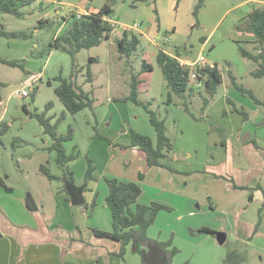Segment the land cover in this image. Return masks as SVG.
I'll return each instance as SVG.
<instances>
[{"label": "rangeland", "instance_id": "1", "mask_svg": "<svg viewBox=\"0 0 264 264\" xmlns=\"http://www.w3.org/2000/svg\"><path fill=\"white\" fill-rule=\"evenodd\" d=\"M41 2L42 1H39L30 7L21 9L24 13L23 18H17L0 11V30L6 32H26L32 35V38L28 40L9 39L0 36V59L6 62L0 63V101L4 100L5 102L8 95L21 88L24 85L26 77L42 75L44 83V91L41 100H38L41 87H38L39 90L35 98L36 100H34L35 102L31 98L20 99L16 96L13 97L12 105L9 107V118L11 121L10 123H13L15 126L9 123V130L6 133L0 132V248L2 251L7 248L8 244V241L1 238L5 236L2 229L5 225L4 218L19 225H36L34 212L29 211L25 205L27 193L31 191L38 193L40 190L51 188V186L52 188L54 187L55 190L58 188L59 191L62 189L67 191V187H65L62 179L64 172L58 167L56 161L54 163L51 162L49 165L47 163L44 165L49 168L53 176L57 177L58 171L55 170L57 167L62 170V175L50 181L48 177L41 173V165L39 164L40 162H38L39 156H41L40 151L44 148L41 142L43 137L47 136L49 139L50 137L44 133L42 126L36 118H32L33 120L29 122V117H26L25 111H22V108L27 106L30 108L31 114L45 113L47 105L53 101L50 98H46L45 95L49 92L51 96H56L54 91L59 83L55 79L59 76L69 79L73 68L71 56L66 53L58 52L53 57V62L48 68L45 67L48 57H46V55L43 57L39 56V54L45 51L52 42L53 36L58 29L56 27L51 30L36 31L37 29H35V27L39 25L37 18L42 16L38 9ZM120 2L124 3L123 1H119V3ZM44 3L46 2L44 1ZM168 3L169 1H165V8H167ZM242 3L246 4L242 5ZM134 4H136V2H134ZM134 4L124 3L125 7L119 10L118 8L116 9L117 6H115L114 15L117 17V23L121 25H131L135 23V15L138 16L141 11L133 10L132 6ZM196 4L197 1L195 2L194 0H188V3L182 4L180 11V15L182 16L179 23L180 28L175 36L171 34L169 45L172 50L180 51L183 59H187L188 56L193 60L203 53L208 60L214 61V65H217L223 74V83L219 86L217 94L204 111L203 98L208 97L204 84H202L200 89L194 87L196 91L194 92L193 98L191 101L188 100L191 115L185 111L183 102L176 96H173V104L167 106L168 91L165 86H163V90H158V85H150V81L163 78L162 71L152 52H150V57L147 61L153 66V69L155 68L153 72L141 73L143 57L140 51L137 53H139L142 59L138 57V54H135L136 57L134 55L129 62L135 74H138L140 80L143 81L139 87L140 99L152 102V109L157 112L159 118L166 121L168 136L173 144V151L169 153L167 157L174 156L176 152L179 155L185 151H190L193 155L199 156V161L194 159L196 162H199L195 164L194 169L199 167L205 169L208 145L202 139V137L205 139L206 136L205 133L202 132V128H204V126H209L214 132L215 129L219 131L221 128H226L228 125L232 129L239 130L243 123V116L234 109L230 100L235 103L238 109H243L249 114L253 124L258 123L257 127H262V129L259 130V136L264 137V77L256 78L252 75V72L258 69V65L242 57L237 42H245L242 44V47L252 53H255L254 46L247 43L249 39L241 37L235 29L238 22L246 16L249 8L252 6L256 7L260 4H253L252 0H211L207 1L199 10L197 18L193 15ZM228 10L230 11L229 13H227ZM187 13L190 15L189 19L188 15H186ZM191 20L194 24L190 27L191 24L189 23ZM117 28L121 30V27ZM214 30L216 36L212 43H210V46L214 44L215 48L210 50L208 47L201 50L203 40L208 38L210 33ZM117 32L120 33L119 31ZM165 37L166 35L162 36L163 43ZM113 42L115 44V40H113ZM35 44L38 45L37 48ZM91 54L97 57L99 61V63L91 65L92 75L95 80L93 87L88 84L85 85L86 90L93 91L94 93L96 100L93 109H88L87 115H84L82 120H80L76 115L68 114L63 105H60L64 107V110L61 111L58 106L55 107L52 103L51 109L49 110L51 113L48 111L47 115L49 113L48 116L54 119L53 123L60 122L58 127L60 135H66L69 128H73L74 134H77V141H79L84 134L82 126L91 125L90 129H94L98 144L92 147L88 152L85 150L82 151L81 161L77 164L76 168L81 172L83 166L87 169L88 160L93 161L95 167L93 178L96 182L101 167V155L98 154L96 157V153L102 149L101 144H105L106 148L109 149L108 152H110V157H118L120 148L126 146L125 143L128 139L122 137L124 136L123 130H136L137 126L132 124L129 116L127 118L128 109L125 103L111 102L114 98H124L128 96L130 92L128 81L131 78V68L128 67L127 58H120L117 43L112 46L110 43H107L103 47L99 46L93 48L90 52L87 51L82 53L77 60V64L80 68H83L82 71H85V74L87 73L86 69L89 65ZM9 63H14L15 65H9ZM44 67L46 68L45 70ZM231 74L237 78L238 84L244 89L250 90L255 99L260 101L262 105L257 104L248 93L244 94L235 89L232 84ZM79 77L78 83L81 85L79 82L81 78L79 79ZM121 78H123L122 82L120 81ZM48 82L52 84L49 85ZM163 83V85H165L164 78ZM148 90L149 92H147ZM30 91H33V87L30 88ZM109 100L111 101L109 102ZM111 103L115 105L118 104V107H114L113 109L109 108ZM240 103L243 105L241 106ZM1 107L2 106H0V108ZM167 111H169V114H167ZM253 111H256L257 114L253 113ZM63 115H65V118L60 121ZM12 117H14V119H12ZM96 117H98L100 124L105 118L107 119V123L103 128H99L98 124L95 123ZM139 118L142 121L145 120L144 123L141 122L144 127H152L144 109L140 113ZM202 118L205 120H201ZM108 123H112L113 126L111 125L108 127ZM242 136L243 133L241 138ZM29 138H32L33 141H30ZM37 139L38 142H36ZM73 141L74 139L64 143V147L68 154L74 152L75 146L71 144ZM46 149L47 146L43 150L47 152L48 150ZM106 159L107 157L105 161ZM105 161L103 164H105ZM181 162L182 161L178 162V165H182ZM165 165L172 173H175L177 170L176 165H172V163L167 162ZM36 169H38V171H36ZM132 171L133 168L131 167L130 172ZM206 179L207 180L197 181L196 183V188L194 189L200 192V194L204 193L206 187L212 189L213 185L215 186V192H218L220 195L224 194L228 196L229 199L232 195L238 194L239 190H234L227 181L217 180L214 184L215 179L213 177H206ZM94 180L86 181L85 176L81 178L78 175L75 176L74 184H71L69 187L75 186L79 189H87L88 185L92 184ZM261 183L264 186V179ZM64 194L67 195L66 192ZM248 196L249 197L245 200L241 195L239 196L243 202L247 201L243 209L249 208L241 215L238 223L235 219L233 220L238 229V233L235 234L238 235V242L234 244V246L228 243L225 246V250H227L228 254L232 252L233 248L239 249L245 257V261L242 264H264V239H258L256 237L257 233L254 234L259 227L264 229V226H261L262 222L260 226H258L259 217L260 219L262 218V221L264 218V195L262 191H249ZM68 198L70 199L69 196ZM213 201L215 205L219 207L222 206L221 199L215 198ZM202 202L204 201L201 200L200 204H202ZM205 204H210L208 195L206 196ZM71 210L72 212H77L79 207H74L72 205ZM197 218L201 221L208 220V218H204L203 213L195 219ZM244 225L249 228L246 229ZM252 225H254V227H252ZM242 227L244 228V233L241 232ZM155 240L161 243L164 241L160 240L159 237L155 238ZM243 241L244 243H242ZM211 242L213 243L214 241L212 240ZM181 244L180 246L178 245L179 250L185 251H181V258L178 259L180 264H214L213 261H215L217 250L209 241H203L200 246L197 247L193 244L189 246L183 242ZM155 253L156 254H154V249L149 251L138 249L139 255L137 256H140L139 258L142 259L143 263L145 262L144 264H168L162 261L159 262V260L157 262L156 259L160 258L163 260V258L159 257L157 251ZM151 254H153L152 257ZM227 254L221 260L220 264H224ZM5 257L8 256L6 255ZM150 258L151 262H148L147 260ZM18 262L19 261L16 259H3L0 261V264H19Z\"/></svg>", "mask_w": 264, "mask_h": 264}, {"label": "crops", "instance_id": "2", "mask_svg": "<svg viewBox=\"0 0 264 264\" xmlns=\"http://www.w3.org/2000/svg\"><path fill=\"white\" fill-rule=\"evenodd\" d=\"M41 1L42 2L38 9L42 16L37 18V21L51 20L56 22L54 28L57 27L58 29L53 36V42L55 39L63 35L69 28L70 23L65 20L70 17L71 13L74 12L81 16L96 14L106 4L107 0ZM44 1L46 3H44ZM165 1H169L167 8H165ZM252 1L253 4H260L257 6L264 5V1L261 0ZM134 2H136V4H134ZM124 3H132L134 4L132 6L133 10L141 11L138 16L135 15V23H141L140 30L135 33L127 34L135 35L139 38L140 46L137 52H141L143 60L147 61L150 57V52H152L157 62V57L160 51H163L173 58L183 59L180 51L172 50L169 45L170 40L169 42H166V39H169L171 34L175 36L178 33L180 28L179 23L182 18L180 15L181 6L183 3H188V0H184L179 3L177 0H126ZM124 3H119L118 1L116 9L118 8L119 10L125 7ZM243 4L246 3H242V5ZM252 7L249 8L246 16L242 18L238 24L246 19L248 14L251 12ZM229 12L230 11L228 10L227 13ZM114 14L110 18V21L121 25L117 23V17ZM186 15H188L189 19V13ZM189 24H191V27L194 22L191 20ZM36 27L35 29H37V32L42 31ZM124 34L125 33L122 29L119 30L118 28H115L111 38L104 41L100 46L103 47L107 43H110L111 46L115 45L123 38ZM164 35H166V37L163 43L162 36ZM215 36L216 34L214 30L210 33L208 38L203 40L201 50L208 47L210 50L214 49L215 45L213 44L210 46V43H212ZM243 38L249 39L247 42H252L253 40L251 37ZM113 40H115V44ZM35 47L37 48L38 45L35 44ZM91 50L82 51L78 57L80 58L82 53L87 51L90 52ZM58 52L59 51H53L46 55L48 58L46 60L45 67H49V65L53 62V57ZM136 54H138V57L142 59V57L139 56V53ZM39 56H41V53ZM90 58L97 59V57L92 54ZM185 60L193 61L188 56ZM208 62L214 66V61L208 60ZM96 63H99L98 59ZM45 67L44 70L46 69ZM154 70L155 68L153 71ZM221 75L223 77L222 73ZM86 76L87 74H85L84 71L79 77V79L81 78L79 82L81 85L83 84L82 87L84 90L86 92L89 91L94 100H96L93 91L85 89L86 84L93 87L95 81L93 75L92 83L87 82ZM122 79L123 78L120 79L121 82ZM150 82V85H158V90H163V86H165L163 85V78L155 79ZM32 87L33 91H30V97L24 98L20 95L22 90L26 88L30 90ZM38 87H41V92L38 96V100H41L43 95L42 93L44 91L43 76L34 75L26 77L24 85L21 88L8 95L5 102L4 100L0 101V106H2L0 108V126L4 123L9 125L11 122L9 118V107L12 105L13 97L16 96L20 99H32V95L35 90H37L38 93ZM147 92H149V90ZM45 97L53 100L52 103L55 107L58 106L61 111L64 110V107L60 106L63 104L57 96H51L48 92ZM110 101L111 100H109V102ZM111 102L114 101L112 100ZM240 104L241 106L243 105L242 103ZM125 105L128 109L127 118L129 116L132 124L137 126L136 131L142 135L150 137L154 144H157V132L155 128L152 125L150 128L144 127L141 123H144L145 121H142L139 118L143 109L132 102L125 103ZM114 107H118V104L115 105L114 103H111L109 105V108L113 109ZM88 109L76 114V117L82 120L83 116L87 115ZM22 111H25L26 117H29V122H31L33 119L30 108L25 106L22 108ZM49 113H51V111H49ZM253 113L257 114L256 111H253ZM48 115L47 117H50ZM12 119H14V117H12ZM53 120L54 119H52V122ZM251 121L250 116L247 122H244L243 120L239 130L232 129L227 125L226 128H224L226 130L225 138H221L217 129L213 132L209 126H204V128H202V132L206 135L205 139L203 137L202 139L208 145V155L205 160V169H201L200 167L194 169L195 164L199 163L194 159L199 161V156L193 155L190 151H185L179 155L176 152L174 156H169L162 161L164 165L167 162L172 163V165H176L178 171L176 170L175 173H172L167 168L161 167H153L146 170L144 160L139 156L135 149L123 151L120 148L118 157H110V152H108L109 149L106 148L105 144H101L102 149L96 153V157L98 154L101 155V167L98 180L96 182L94 180L92 184L88 185L86 191H83L84 204L78 206L73 205L72 196L69 193L68 188H76L78 190L79 188L75 186L67 187L66 189L68 192L64 191V189L59 191L58 188L55 190L52 186L51 188L40 190L38 193L31 191L30 193L37 206V210L34 211L36 225H19L4 218L5 225L2 229L5 236H2L1 238L8 241V244L4 251L0 248V261L3 259H16L19 261V264H144L142 259L139 258L140 256H137L139 255L138 246L134 242L127 246L124 256L120 257L118 256L121 251V244L119 242L99 238L92 230L98 229L105 232L113 231L112 214L106 202V198L109 194V188L105 182V178L109 177L116 178L122 182L139 183L142 186V196L139 199L141 204L149 205L151 203H158L171 208L170 211L163 210L158 214L155 224L148 230V236L152 240L159 237L160 240H164L162 242L172 241L173 245L169 249L176 248L178 250L177 254L173 257V264H180L178 259L181 258V251H185L179 250V246L182 245V242L188 244L189 246L193 244L197 247L200 246L203 241H209V243H211V245H213V247L217 250V255L215 257V261L213 262L214 264H220L221 260L227 254L225 246L228 243L234 246V244L238 242V235H235L238 233V229L233 220L235 219L238 223L241 215L249 208L248 207L245 210L243 209L247 204V201L243 202L239 196L241 195V197L245 200L249 197V191H262L264 195V186L261 183L264 179V137L259 136V130L262 129V127H257L258 123L253 124ZM95 123L98 124L99 128H103L107 123V119L105 118L100 124L98 117H96ZM12 124L13 123H10V125ZM111 125L112 123H108V127ZM12 126L15 125L13 124ZM82 127L84 129V134L81 136L79 141L76 139L77 134H74V141L71 143L75 146H73L74 149H77V152L80 153V157L78 160L70 163L69 167L73 170L74 176L79 175L81 178H84L86 173L85 171L87 169L83 166L80 172L77 170L76 166L81 161L82 151L85 150L88 152L92 147L98 144V140L94 129H90L91 125ZM123 132L124 136L122 137L126 139L128 138L125 143L126 146H128L131 141V131L123 130ZM242 133L243 135L245 133H250L251 139L243 142L241 138ZM45 137H43L41 144L44 145V148L47 146L48 149L52 140H50L47 136ZM29 140L33 141L32 138H29ZM36 142H38V139ZM43 149L40 151L41 156H39L38 159V162H40L39 164L41 166H45V163L48 165L51 164V162L54 163L57 159V153L55 151L46 152ZM106 157L107 159L105 161ZM104 161L105 164H103ZM180 161H182V165H178V162ZM131 167L133 168L132 172H130ZM55 170L58 171L56 175L57 177L62 175V170L58 169V167L55 168ZM36 171H38V169H36ZM145 171L144 180L140 181L139 175ZM210 176L215 179L214 184L217 180H223L229 182L233 189L234 186L241 189H239V191L237 190L238 194L232 195L230 199L224 194L220 195L218 192H215L214 185L212 189L206 187V189H204V193L202 194L194 189L196 188L197 181L207 180L206 177ZM65 192L67 195L64 194ZM207 195L210 198L211 205L205 204ZM68 196L70 197V202H68ZM215 198H218L219 200L221 199V207L215 205L213 201ZM201 200L204 201L202 204H200ZM94 203H96L95 206L93 205ZM72 205L74 207H79V210H77V212H72ZM201 213H203L204 218H208V220L201 221L199 218L195 219L197 216H200ZM259 222L258 226H260L261 222V226H264V218L262 221V218L260 219L259 217ZM202 226L215 231L216 234L214 236L208 234H190L191 229L198 230ZM244 227L246 229L249 228L245 225ZM252 227H254V225H252ZM261 228L259 227V229L254 232V234L257 233L256 237L258 239H264V229ZM241 232L244 233L243 227L241 228ZM212 240L214 241L213 243L211 242ZM242 243H244V241ZM232 252H238L240 256L244 257L239 249L233 248ZM6 255L8 257H5Z\"/></svg>", "mask_w": 264, "mask_h": 264}, {"label": "trees", "instance_id": "3", "mask_svg": "<svg viewBox=\"0 0 264 264\" xmlns=\"http://www.w3.org/2000/svg\"><path fill=\"white\" fill-rule=\"evenodd\" d=\"M41 0H0V11L5 14L13 15L17 18H23L24 13L21 9L30 7ZM118 1L125 2L126 0H107L106 4L96 14L81 16L78 18L76 13H71L70 17L65 21L70 23L69 28L63 35L55 39L49 44L47 49L41 53V57L48 55L50 52L59 51L71 56L72 72L69 79L62 76L55 80L59 85L55 88V94L63 104L66 112L71 115H76L85 109H93L95 100L92 94L86 92L78 83V77L82 74L83 68L77 64L78 55L84 50H91L99 47L106 40L111 38L115 28L110 24L108 18L114 14V8ZM156 1V0H155ZM182 0H177L181 2ZM193 15L197 18L199 10L205 5L208 0H195ZM55 21H40L38 25L39 30H51L55 27ZM236 32L241 37H251L253 40L250 43L254 46L255 53L249 52L242 47L245 42H237L239 51L244 59L253 61L258 65V69L252 72L256 78L264 77V5L252 7L251 12L245 20L236 26ZM0 36L9 39H24L28 40L32 36L26 32H6L0 30ZM118 52L121 59L127 58L128 67L131 68V78L129 79V95L124 98H114V102L128 103L132 102L135 105L143 108L149 116L151 125L157 132V144H154L152 139L148 136L142 135L136 130L132 129L130 132V145L123 146V151L128 149H135L139 156L146 164V170L153 167L167 168L162 162L169 153L173 151V144L168 136V129L166 121L159 118L157 112L152 109L153 103L140 99L139 86L143 83L139 75L135 74L131 67L129 60L137 53L140 46V40L135 35L124 34L123 38L117 42ZM97 59L90 58L87 66V82L92 83L91 65L96 63ZM0 63H6L0 59ZM157 63L162 71L165 81V87L168 91L167 106L173 104V96H176L183 102L185 111L191 114L188 100L191 101L193 94L196 91L194 84L191 82V75L193 70L180 66L178 60L173 58L163 51H160L157 57ZM8 64V63H7ZM9 65H15L9 63ZM153 71V66L146 60H143L141 73H148ZM197 81L204 84L208 97L203 99V111L208 107L211 100L217 94L219 86L222 84L223 77L217 65L214 67H206L202 70H197ZM233 87L244 94L248 93L257 104L262 103L255 99L250 90L244 89L237 82V78L231 74ZM51 85V82H48ZM194 86V87H193ZM200 89V88H198ZM37 90L32 95V100H35ZM234 109L243 116L244 122L249 120V114L245 110L238 109L235 103L230 100ZM52 103H49L44 113L31 114L32 118H36L42 126L44 133L52 140V145L47 149L50 152L57 153V165L63 170L62 177L65 187L74 184V172L69 167V164L78 160L80 153L74 149L72 154H68L64 143L70 142L74 139V129L69 128L66 135H60L58 132L59 121L52 122V118L47 117V112L51 109ZM169 114V111H167ZM192 115V114H191ZM65 115L60 119L63 120ZM201 120H204L203 118ZM9 130V125L4 123L0 126V132L6 133ZM115 147V145H114ZM170 169V168H169ZM40 171L43 175L48 177L50 181L57 179L53 176L46 166H41ZM95 167L93 161L88 160V167L85 173V180H94L93 173ZM145 172L140 173V181L144 180ZM105 182L109 188V194L106 198L107 205L112 214L113 231L105 232L98 229H92L95 235L99 238L113 240L121 244V251L118 256L123 257L127 246L134 242L138 249L149 251V247L154 246L161 249L166 254V263L171 264L173 257L177 254L176 248L169 249L173 244L172 241L158 242L152 240L148 236V230L156 222L158 214L163 211H170L171 208L158 203H151L144 205L139 202L142 196V186L134 182H122L116 178H105ZM235 190H239L234 186ZM84 192L86 189H82ZM71 200L68 198V202ZM25 205L29 211H36L37 206L30 193L26 194ZM94 206L96 203L93 204ZM261 212V211H260ZM261 216V214H260ZM260 223V222H259ZM192 235L208 234L214 236L215 231L201 227L198 230H190ZM245 258L240 256L238 252H229L224 260V264H242ZM145 263V262H144Z\"/></svg>", "mask_w": 264, "mask_h": 264}, {"label": "built area", "instance_id": "4", "mask_svg": "<svg viewBox=\"0 0 264 264\" xmlns=\"http://www.w3.org/2000/svg\"><path fill=\"white\" fill-rule=\"evenodd\" d=\"M81 15H78V18H80ZM108 21L110 22V24L114 27H121V29L123 30L124 33H135L138 32L140 30V23H133L131 25H118L116 24V22H111L110 18H108ZM166 42H169V39H166ZM180 66L184 67V68H188L190 70H193L192 75H191V82L194 84V86L196 88H201L202 84L201 82L197 81L198 75H197V70H202L208 66L210 67H214L213 65H211L208 62V59L206 58V56L201 53L195 60L193 61H188L185 59H177ZM20 95L24 98L30 97V90L28 88L24 89L21 91Z\"/></svg>", "mask_w": 264, "mask_h": 264}, {"label": "water", "instance_id": "5", "mask_svg": "<svg viewBox=\"0 0 264 264\" xmlns=\"http://www.w3.org/2000/svg\"><path fill=\"white\" fill-rule=\"evenodd\" d=\"M219 134L221 136V138H225L226 137V130L224 128H221V130H219ZM251 139V134L250 133H245L242 137L243 142H246L248 140ZM69 193L72 196V202L73 205L78 206V205H83L84 204V198H83V190L82 189H76V188H68ZM154 249V254H156L155 252L157 251V253L159 254V257H162L163 260L156 259L157 262L158 260H161L163 262H166V254L159 248H156L154 246L150 247L149 250H153ZM153 256V254H151V257ZM148 262H151V258L147 260Z\"/></svg>", "mask_w": 264, "mask_h": 264}, {"label": "flooded vegetation", "instance_id": "6", "mask_svg": "<svg viewBox=\"0 0 264 264\" xmlns=\"http://www.w3.org/2000/svg\"><path fill=\"white\" fill-rule=\"evenodd\" d=\"M159 262H161V260H159ZM163 262V261H162Z\"/></svg>", "mask_w": 264, "mask_h": 264}]
</instances>
